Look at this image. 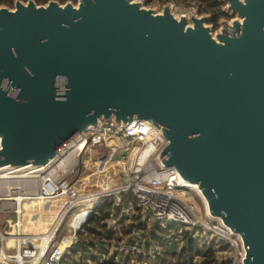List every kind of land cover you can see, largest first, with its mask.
I'll return each instance as SVG.
<instances>
[{"label": "water", "instance_id": "1", "mask_svg": "<svg viewBox=\"0 0 264 264\" xmlns=\"http://www.w3.org/2000/svg\"><path fill=\"white\" fill-rule=\"evenodd\" d=\"M220 1L213 32L141 0L0 5V173L43 172L101 121L160 123L156 159L264 264V0Z\"/></svg>", "mask_w": 264, "mask_h": 264}, {"label": "built area", "instance_id": "2", "mask_svg": "<svg viewBox=\"0 0 264 264\" xmlns=\"http://www.w3.org/2000/svg\"><path fill=\"white\" fill-rule=\"evenodd\" d=\"M141 1L154 8L169 4L174 15L187 16L191 10L200 15L199 0ZM221 9L233 17L226 4ZM229 20L217 22V29ZM164 143L160 123L137 119L123 124L101 121L97 129L63 144L56 160L43 172L24 174L35 178L27 191L15 185L0 197L5 200L0 203V264H61L66 254H70L68 264L108 260L151 264L162 249L148 243L144 246L136 235L137 226H144L149 218L162 228L174 223L192 231L198 245L212 240L216 246L222 244L228 254L226 264H241L243 248L238 235L219 219L207 217L203 206L198 210L189 198L191 189L171 166L156 159ZM76 174L80 178L73 179ZM24 175L0 174L10 178ZM103 176L114 179V184L98 186L96 181ZM105 202L109 207L100 221L105 232L92 238L87 228ZM122 229L128 233L123 234Z\"/></svg>", "mask_w": 264, "mask_h": 264}, {"label": "trees", "instance_id": "3", "mask_svg": "<svg viewBox=\"0 0 264 264\" xmlns=\"http://www.w3.org/2000/svg\"><path fill=\"white\" fill-rule=\"evenodd\" d=\"M15 0H0L1 6H8L13 7ZM26 1V0H22ZM37 4H44L48 0H34ZM60 3H65L68 0H57ZM74 3H76V0H71ZM200 4L198 2V13H205L209 15V22H211L214 26H216V22L222 18L227 17L228 14L224 12L221 9L222 2L220 0H199ZM109 207V203L105 202L101 206L98 207L97 214L94 213V216L92 217L90 221V226H88V235L92 236V238L98 237L101 233L105 232V225L103 222L100 223V221H103L105 218V215L103 213V210L105 208ZM180 229L183 230L180 231V234L182 236V240L184 241V244H181V246L177 250H173L172 252L167 251L165 249V242L161 243L163 238V233L166 234L170 229ZM99 229H103L104 231H100ZM137 229L140 230H146V227L143 226V224H139L137 226ZM187 229L180 227L174 223H170L167 225V227L162 228L159 226H156L154 230L150 232L149 239L150 242L154 245L161 243L162 246V252L157 257V260H151V264H226V262H222L220 260H217L214 255V246L215 242L212 240L208 244H200L198 245L196 242V239L192 236L191 233L186 232ZM190 231V230H189ZM161 232V233H160ZM123 234H127L128 232L122 229ZM161 234V235H160ZM162 237V238H161ZM160 238V240H159ZM149 245V243L147 244ZM217 247V246H216ZM219 249L224 248V245H219ZM70 254H66L64 257V260L61 262V264H68V259ZM196 258V261L194 262V259ZM102 264H115L113 261L108 260L104 261Z\"/></svg>", "mask_w": 264, "mask_h": 264}, {"label": "rangeland", "instance_id": "4", "mask_svg": "<svg viewBox=\"0 0 264 264\" xmlns=\"http://www.w3.org/2000/svg\"><path fill=\"white\" fill-rule=\"evenodd\" d=\"M200 15L209 16L208 14H200ZM230 17H231L230 15H228L227 17H222L217 22L227 21V20L233 18V17L232 18H230ZM217 22H216V26L212 25L211 22L210 23L206 22V24L212 26L211 30L213 32L215 29L218 28ZM78 178H80V175L76 174V175L73 176V179H78ZM96 182H97L98 186H110V185H113L115 181H114V179H109L108 177H104L103 176V177L100 178L99 181H96ZM94 183H95V181H94ZM175 193L177 194V190L175 191ZM189 195H190L189 196L190 200L195 204L196 208L198 210H200V208H201V210H202L201 199L196 195V193L193 190H191L189 192ZM1 197H4V196H1ZM2 201H5V200L0 199V202H2ZM25 205L28 206L29 204L25 203ZM30 219L33 220L34 217H30ZM156 226H157V224L152 220V218H149V219H147L146 224L144 225V227H146V230H140L139 232L136 233V235L139 236L137 239L141 240L144 246H145L146 243H150V239H149L150 232L152 230H154L156 228ZM35 230H38V228L35 227ZM182 230H183L182 228H180V229L176 228L174 230L170 229L168 232H166V234L165 233L162 234L163 238L161 237L162 238L161 243L165 242V249L167 251L172 252L173 250H176V247L178 245L184 244V241L182 240V236L180 234V231H182ZM186 232L187 233H191V231H189V230H186ZM159 240H160V238H159ZM161 243H159V245H161ZM208 243H210V242H208ZM156 246H158V245H156ZM226 258H227V255H226L225 259H217V260H220V261L225 263L226 262ZM195 261L196 260H194V262ZM191 264H193V262Z\"/></svg>", "mask_w": 264, "mask_h": 264}, {"label": "crops", "instance_id": "5", "mask_svg": "<svg viewBox=\"0 0 264 264\" xmlns=\"http://www.w3.org/2000/svg\"><path fill=\"white\" fill-rule=\"evenodd\" d=\"M25 173L26 172L20 173V174L24 175ZM33 180H35V178L32 177V176H29V174L24 175V176H20L18 178H15V177L14 178H10V177H7V176L6 177L5 176H0V197L6 195L7 191L9 190V188L11 186H15V185L22 186L21 188L23 190L27 191L26 188L28 186H30L31 181H33ZM23 205H25V204H23ZM200 211H202L201 208H200ZM1 219H2V215L0 214V224L2 223ZM30 220L33 222L32 219H30ZM156 245H158V246H156ZM156 245H154L152 243V244H149V247L156 246V247H160L161 249H163L161 245H159V244H156ZM178 246L180 247L181 244L178 245ZM178 246L176 247V250L179 248ZM214 255H215L216 259H225L226 255H228V254H227V251L224 248L219 249L218 246L216 247V245H215L214 246ZM194 260H196V258Z\"/></svg>", "mask_w": 264, "mask_h": 264}, {"label": "bare ground", "instance_id": "6", "mask_svg": "<svg viewBox=\"0 0 264 264\" xmlns=\"http://www.w3.org/2000/svg\"><path fill=\"white\" fill-rule=\"evenodd\" d=\"M184 185H186L187 187H189L190 189L194 190V191H198L197 188H196V185L194 184H191V183H188V182H185L184 181ZM203 199V198H202ZM205 201V200H204Z\"/></svg>", "mask_w": 264, "mask_h": 264}]
</instances>
